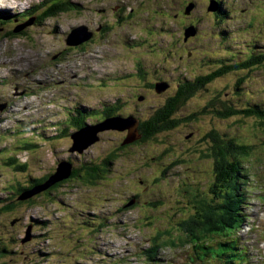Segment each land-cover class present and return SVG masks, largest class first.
<instances>
[{
	"label": "rangeland",
	"instance_id": "obj_1",
	"mask_svg": "<svg viewBox=\"0 0 264 264\" xmlns=\"http://www.w3.org/2000/svg\"><path fill=\"white\" fill-rule=\"evenodd\" d=\"M10 1L14 3L0 0V264H148L147 250L157 251V264H222L194 262L198 245L181 246L191 239L224 240L212 234L222 233L223 227H213L208 215L198 225L191 223L212 195L210 143L196 141L211 131L252 150L240 155L245 175L239 179L247 198L238 208L241 228L225 239L234 243L227 252L233 257L225 262L264 264V122L245 116L222 119L215 111L222 108L216 99L235 109L264 110V60L230 71L264 54V0H68L67 11L47 19H42L44 12L60 0ZM123 1L129 5L125 12L134 8V16L116 23L113 13ZM214 1L221 14L208 10ZM99 9L107 11L104 18L91 15ZM103 24L108 32L91 38L90 52L81 50L85 42L67 47L65 39L73 30ZM190 26L198 32L185 41ZM15 27H24L26 34L10 36ZM149 31L152 35L143 34ZM160 49L167 63L152 52ZM135 56L139 62L133 61ZM137 66L149 79H163L157 85L173 87L171 98L164 92L147 96ZM219 69L229 70L230 76L196 86ZM182 87L200 89L173 110ZM135 93L146 96V102L135 101ZM120 101L125 114L139 118V127L162 107L168 121H194L134 148L123 147L128 130H105L83 153L70 152L77 130L60 134H68L75 112H85L89 123L105 106ZM209 103L215 107L211 115ZM6 156L15 157L23 169L7 166ZM62 162L71 163L78 178L48 197L41 192L32 203L19 205L17 189L32 191L40 186L37 180L54 174ZM102 162L109 164L107 178L86 184L83 169ZM7 204L16 207L5 213ZM207 207L225 208L217 199ZM231 215L223 219L234 226Z\"/></svg>",
	"mask_w": 264,
	"mask_h": 264
},
{
	"label": "trees",
	"instance_id": "obj_2",
	"mask_svg": "<svg viewBox=\"0 0 264 264\" xmlns=\"http://www.w3.org/2000/svg\"><path fill=\"white\" fill-rule=\"evenodd\" d=\"M52 1L54 2V0H52ZM66 2H68V0H60L59 2L56 1L55 3L51 4L49 9L44 12L42 19H45V18L47 19L49 17H53L59 13H64L65 11H67V3ZM220 12L221 11H219L218 14H220ZM28 19H26V20H28ZM16 27L13 29L11 28L10 36H24L26 34L27 29L26 30L21 29L20 32L16 33L15 32ZM57 59H58L57 61L61 60V58H59V54H58ZM262 60H264V54H261L258 56L253 55L249 58V61L245 62L243 65H240V66L236 65V66L230 67V71L244 70V69L251 68L253 66L260 64ZM218 72H220V73L210 74V76L206 77L204 80L197 82L198 85H196V86H199L201 88L203 85H205L207 83H211V82L213 83L216 80L222 79L223 75L230 74L229 70H227V69H224L222 71L219 70ZM197 80H201V79L197 78ZM144 85H145L144 87L146 89L145 93L147 94V96L151 95L148 92L149 86L147 84H144ZM169 88L166 89L164 91V93L168 94L167 96L171 98V95L173 92V87H172V91H169ZM186 88L187 87H182V89L180 91V92H182V94L179 95L178 99H176V104H175L173 110L178 109L183 104V102H185L186 100L189 101V99H190L189 93L191 91L189 89L187 90ZM200 88L194 89V87H193L192 94L194 93L195 90H198ZM154 93L159 95V93H157L156 91ZM130 97H129V101L132 100ZM133 97L135 98V101L137 100L141 104L145 103L147 100L146 96L141 97V95L139 93H135L133 95ZM213 99H216V97H214ZM217 100L218 99H216V101H215L216 104L220 105V107H222V108H219V106H217L215 109V107L212 103L207 104L206 107L208 108V110H209L208 112H210V115L212 114L213 110L215 109V111L218 112V117H220L222 119L229 118V117L231 118V117H237V116H245V117H256L257 119L259 118L258 119L259 122L260 121L264 122V110H262L258 107H249V108L240 110V109H235L233 107H230V102H228V103L224 102L223 103V101L218 100V102H217ZM122 104H123L122 101H120L119 103H117V105L115 104L114 107H109V106L106 107L105 106L104 112L107 113V117L117 116V115H120L122 113L125 114L124 109L122 107ZM167 105H169V100L167 101ZM166 108H167V106H166ZM164 110H165V107L160 108L159 110H157L155 112L154 115H152V117L150 119L143 121L142 125L140 127H138V132H140L141 138L139 140H137L131 144L125 145L123 147L124 148L137 147L139 144L146 143L150 139H153L154 137H156L160 134L163 135L165 131L170 130L171 128L177 126L178 124L183 123V125H186V124H189L190 122L194 121V118L190 117V118H186L184 120H181V122L173 123L171 121H168L164 117ZM101 112H103V111H101ZM75 113L77 115L76 117H79L82 115L83 111H81V112L76 111ZM203 113L204 112H202L201 114H203ZM206 114H207V112H205L204 115H206ZM71 115H74V114L71 113ZM75 118H72V119H75ZM194 123H196V122H194ZM71 125L73 126V121L71 122ZM178 130H180V129H178ZM67 135L68 134L66 133L63 136H67ZM196 141H197V145H200L203 143H210V147L207 150H208V152L211 153V156L213 157V160H214V164H213V168H212L214 171V179H213L212 184H211L212 195H210V199L206 203H207V205H212L213 203H215V201L217 199L218 201L222 202V205H224L225 208L224 209L223 208L214 209V208H209V207H207V205H205L202 208H200V212H198V209H197L198 214L196 213L197 215L194 217L196 220L192 221L191 223L198 225V223L202 222L203 219H205V216L208 215L209 218L212 220V226L213 227L217 223L223 227L222 233H221V230L220 231H218V230L212 231V234H214L215 236H218L220 239H224V240H221L217 243L218 250H213L215 252L214 258L217 259V261L221 260V262H222V261H225L224 259H230V257L227 256V253L225 254V252L229 251L230 248H232V246L234 244H232V240L227 241L225 239H232V235L237 233L239 231V229L241 228V226H238V225H241V223H242V220L240 218V215H241L240 210H238V208L243 204L242 201L245 198H247V192H246L245 188L242 186V179L243 178L239 179V176L245 175L244 174V166L241 164L242 162L240 160V155L248 156L249 154H251L252 150L249 146L238 145L233 140H230V139L225 140L212 131L210 133L207 132V133L203 134L199 138H196ZM21 147H24V149L25 148L28 149L31 146H21ZM169 150H166V152H168ZM202 156H208V155H207V153H204V154H202ZM109 158H111V157H109ZM5 160H6L7 166H13L17 170L23 169V167H20V165H22V164H20L15 157L6 156ZM108 165L109 164L102 162V163H98L96 165L85 167L83 169L84 173L82 175L83 181L86 184L94 185L95 183L98 182V180H100L102 178L103 175H105L104 178H107V172L109 170ZM73 171L74 172H73V175L71 176V178L63 181V182H65V184H67L70 181H73V180L78 178L79 172L76 171L75 169H73ZM48 179H49V176H45L44 178L37 180L36 184L41 185L42 183L46 182ZM239 181L241 182V184L238 183ZM63 182H60V183H63ZM60 183H58V184H60ZM58 184H56L52 188L48 189L47 191L43 192L45 194L44 197H48L53 192H55L59 188ZM31 187H33V186H31ZM25 191H28V190H26L25 188H20V189L18 188L17 189V192H19L18 198ZM16 200L19 203V205L24 204V203H32L33 201H35V199H32V198L27 200V201H19L17 198H16ZM15 207H16L15 204H7L3 207L2 210L5 213H8V212H12L15 209ZM229 211L232 214L231 218L236 222V225H234V226H231L229 223H227L223 219L224 216L229 217V219H230ZM214 218L216 220H214ZM198 229H200V228H197L194 231H196ZM205 230H210V229L205 228ZM171 243L176 244L175 241H171ZM188 243H190V245L204 246V245H201V244H204V242H195V240H193V239L188 241ZM155 244H159V243L157 241H155ZM207 246L209 248L215 249V248L211 247V245H207ZM161 247H163V246H161ZM200 248H202V249L198 250L199 252L196 253V257H198L199 260L203 259V261H204L207 259V257L211 253L210 250H212V249H210L209 252L206 253V256H204L203 251L205 248H203V247H200ZM3 251H6V249L4 248ZM156 252L157 251H149V250L146 251V254H147L146 261L148 260L147 261L148 264H157L158 263V260H155V257H156L155 253ZM192 260L194 262L196 261V259H194V258H192ZM230 263H233V261L229 260L228 263H226V264H230Z\"/></svg>",
	"mask_w": 264,
	"mask_h": 264
},
{
	"label": "water",
	"instance_id": "obj_3",
	"mask_svg": "<svg viewBox=\"0 0 264 264\" xmlns=\"http://www.w3.org/2000/svg\"><path fill=\"white\" fill-rule=\"evenodd\" d=\"M214 2L215 3L212 2L213 5L208 10L210 12L218 13L220 11L219 6L216 1ZM192 9H193V5L188 9V12H186V14H189ZM21 29L23 30L24 27L15 29V32L16 33L20 32ZM87 30H88L87 28L75 29V31L73 30L72 33L68 35V37L66 38V45L70 47H75V46L80 45L82 42L88 41L92 35L88 34ZM77 32L79 33L77 34ZM196 34H197V29L193 26H190L189 28L185 30V41L188 40V38L195 36ZM56 58L57 57H54L53 59L56 60ZM166 89H168V84H165V83L156 85L155 87V91L159 94L164 92ZM22 94L24 93L22 92ZM138 127H139V122L133 118H128V119L108 118L104 120L103 122L97 125H94V126H90V125L83 126L81 129L77 130L75 133L71 135L72 147L70 148V152L83 153L86 149H88L89 147H91L93 144H95L98 141V134L105 130H115V131L118 130L121 132L128 130L129 135L123 145L125 146L128 144H131L141 138V135L138 133ZM73 172L74 171H73V167L71 163L69 162L59 163L56 167L55 173L49 176V179L46 182L42 183L38 187H35V189H33L32 191L30 190L25 191L19 196L18 200L27 201L33 198L34 196L40 194L41 192L47 191L48 189L52 188L56 184L70 179L71 176L73 175ZM133 203L134 201L131 202L129 205ZM30 232H31V227L28 228V231L26 233L28 237L27 240L30 239V235H31Z\"/></svg>",
	"mask_w": 264,
	"mask_h": 264
},
{
	"label": "flooded vegetation",
	"instance_id": "obj_4",
	"mask_svg": "<svg viewBox=\"0 0 264 264\" xmlns=\"http://www.w3.org/2000/svg\"><path fill=\"white\" fill-rule=\"evenodd\" d=\"M124 3H123V5H118L117 7H116V11L113 13V17H115V22H119V21H121L122 20V18H124V17H127L129 20H131V18L133 17V15H132V13L134 12V10H131L129 13H126L125 12V10L127 9V6H129L128 5V2L126 1H123ZM221 9V8H220ZM97 11V12H96ZM221 11V10H220ZM97 14V15H100L101 17H103L104 18V15L107 13V11L106 10H101V9H99V10H94V12L91 14L92 16H93V14ZM222 12H220V14H221ZM185 15V14H184ZM166 17H168L167 15H166ZM184 17H186V16H184ZM186 18H188V17H186ZM106 22H108L107 24H110V22L109 21H106ZM87 26V25H86ZM87 27H90V26H87ZM108 26L106 25V24H103V25H99V28H96L95 29V35L94 36H102V35H105L107 32H108ZM90 29L92 30V28L90 27ZM186 30V29H185ZM84 31V30H83ZM198 32V31H197ZM148 34H150V35H152V31H150V32H148ZM153 36H155L156 37V33L155 34H153ZM94 39H96V38H94ZM94 39H92V40H90V41H88V42H86V44H84L82 47H80V48H82L81 50H83V51H85V52H90L89 50H90V47L93 45V43L95 42L94 41ZM157 40V39H156ZM86 48V49H85ZM133 48L135 49L136 48V46H133ZM70 49H72V48H70ZM154 54H156V57L157 58H159V60H160V58L161 57H163V56H166L165 55V53L160 49L158 52H154V51H152ZM191 54V53H190ZM134 62H139V60H138V58H136V56H135V59L133 60ZM163 61L164 62H168L167 61V59L165 58V57H163ZM158 66V68L160 67V66H162V65H157ZM136 69H137V71H138V73L139 74H137L136 76H138V77H140L141 79H142V82L144 83H146L148 86H149V89H148V92L152 95V96H155V97H159V96H161V95H158V94H155L154 92H155V86H156V84L159 82V81H163V79H156V80H152L153 78H150L149 79V73L147 72V71H144L142 68H140V67H136ZM219 70H224V69H219ZM219 70H217L215 73H220V72H218ZM97 71V70H96ZM142 73V74H141ZM215 73H212V74H215ZM101 76V74L97 71V75H96V77H97V79H95V81H98V80H100V77ZM230 76V74H227V75H223V77H222V79H224V78H227V77H229ZM102 83V82H101ZM212 83V82H211ZM101 86H103V87H106V86H104V83H102L101 84ZM187 89H189L191 92L193 91V87H187ZM169 91H172V87H170L169 88ZM191 98V97H190ZM190 100V99H189ZM116 103V102H115ZM8 104V103H7ZM9 105V104H8ZM10 106V105H9ZM99 115H101V116H97V117H90L89 119L92 121V122H89V123H87V121L85 120V112H83L82 113V115L81 116H79V117H77V118H75V119H71L72 121H73V126L68 130V135L70 134V132L71 131H74V129L75 130H78V129H80L81 127H83V126H86V125H90V126H92V125H97L98 123H100V122H102V121H104V119L107 117V113L106 112H100L99 113ZM84 119V120H83ZM183 126V123H181V124H178L177 126H175V127H173V128H171L170 130H178V129H181V127ZM170 130H167V131H170ZM167 131H165L164 133H167ZM66 134V133H65ZM60 135H64V133H61ZM170 151V150H169ZM168 151V152H169ZM177 160V159H176ZM179 163H180V160H177ZM76 170V169H75ZM77 171V170H76ZM62 184H65V182H63V183H60V184H58V186H61ZM142 184V183H141ZM42 195L44 196L45 194L44 193H42ZM139 206V204H136V208ZM121 210H124V208L123 209H121Z\"/></svg>",
	"mask_w": 264,
	"mask_h": 264
},
{
	"label": "bare ground",
	"instance_id": "obj_5",
	"mask_svg": "<svg viewBox=\"0 0 264 264\" xmlns=\"http://www.w3.org/2000/svg\"><path fill=\"white\" fill-rule=\"evenodd\" d=\"M11 1L10 0H7V4L8 3H10ZM14 2L12 1L11 2V4H13ZM5 8H7V9H11L12 7H10V6H8V5H6L5 4V6H4ZM15 7H17V6H15ZM115 105H111V106H109V107H114ZM123 109H124V107H123ZM88 112V111H87ZM89 113V112H88ZM108 118H121V119H128V118H133V119H135V120H137V119H139V118H137L136 116H132L131 114H120V115H117V116H110V117H106L104 120H106V119H108ZM119 120V119H118ZM138 121V120H137ZM139 122V121H138ZM121 132V131H120ZM238 231V230H237ZM191 246H193V245H191ZM211 251V253L212 254H215V252L213 251V250H210ZM227 263H228V261H227ZM223 264H226V262L225 261H223ZM230 264H238V263H230Z\"/></svg>",
	"mask_w": 264,
	"mask_h": 264
},
{
	"label": "clouds",
	"instance_id": "obj_6",
	"mask_svg": "<svg viewBox=\"0 0 264 264\" xmlns=\"http://www.w3.org/2000/svg\"><path fill=\"white\" fill-rule=\"evenodd\" d=\"M182 247H184V246H182ZM211 256L214 258V254L210 253L209 256L207 257V259H208L209 257H211ZM196 258L198 259V257L195 256L194 259H196ZM214 259H215V258H214ZM215 260H216V259H215ZM201 262H202V261H201ZM222 264H223V263H222Z\"/></svg>",
	"mask_w": 264,
	"mask_h": 264
}]
</instances>
